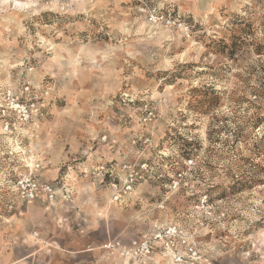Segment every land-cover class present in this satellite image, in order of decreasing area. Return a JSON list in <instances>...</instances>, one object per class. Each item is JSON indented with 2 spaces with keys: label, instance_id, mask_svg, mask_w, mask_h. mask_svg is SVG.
<instances>
[{
  "label": "rangeland",
  "instance_id": "1",
  "mask_svg": "<svg viewBox=\"0 0 264 264\" xmlns=\"http://www.w3.org/2000/svg\"><path fill=\"white\" fill-rule=\"evenodd\" d=\"M148 1L190 32L138 0H0V264H122L99 246L171 225L197 249L179 264H263L264 53L222 44L236 20L264 42V0Z\"/></svg>",
  "mask_w": 264,
  "mask_h": 264
},
{
  "label": "built area",
  "instance_id": "2",
  "mask_svg": "<svg viewBox=\"0 0 264 264\" xmlns=\"http://www.w3.org/2000/svg\"><path fill=\"white\" fill-rule=\"evenodd\" d=\"M138 1L136 6L137 12L147 23L161 26L169 30L180 31L183 34H188L190 32V26L181 20L178 15L172 14V5L165 2L153 4L152 1L149 2L148 0ZM182 174V172H177L175 179H180ZM136 181V173L128 170L125 174L123 184L120 186V190H122L123 193L131 192ZM16 187L17 191L20 192L27 201L35 200L41 196L53 200L57 196V189L53 184L32 176L25 175L18 178ZM113 187L117 190V184H113ZM119 196L120 194H117L115 199H118ZM99 248L111 254L120 252L122 256L130 258L133 264H143L146 259L152 257L154 254H160L163 257L169 258L173 263L179 264L186 260L194 259L197 254L195 243L191 242L190 239L174 225L158 228L151 234L132 241L128 247L121 248L119 242L107 241L102 243ZM86 264H95V262L90 261Z\"/></svg>",
  "mask_w": 264,
  "mask_h": 264
},
{
  "label": "trees",
  "instance_id": "3",
  "mask_svg": "<svg viewBox=\"0 0 264 264\" xmlns=\"http://www.w3.org/2000/svg\"><path fill=\"white\" fill-rule=\"evenodd\" d=\"M172 14L178 15L179 17H181V20H183L184 22H187L186 19L181 16L179 11L173 10ZM232 25H233V33L231 35L229 42L222 44L223 49L228 48L230 54H232L233 51H235V49H239L242 46V44H244V45H252L253 51L256 54L264 53V42H255V41H252L250 39L248 40L247 39L248 36L245 37L242 35L244 27L247 24H244L243 21L236 20ZM214 96H216V97H214V100H210L207 107L213 106L217 102V95H214ZM206 109H208V108H206ZM262 222L264 223V220Z\"/></svg>",
  "mask_w": 264,
  "mask_h": 264
},
{
  "label": "crops",
  "instance_id": "4",
  "mask_svg": "<svg viewBox=\"0 0 264 264\" xmlns=\"http://www.w3.org/2000/svg\"><path fill=\"white\" fill-rule=\"evenodd\" d=\"M120 246H121V248L122 247H128L129 244H126V245L120 244ZM260 247L262 248L263 246H260ZM156 255H158V256H156ZM114 256L116 258L120 259L122 261V264H133L132 260L130 258L122 256L120 254V252H115ZM156 257H159L160 261H156V259H155ZM164 262H166V263L171 262L172 264H176V263H173L171 260H169V258L163 257L160 254H154L152 257L146 259L143 264H161V263L163 264ZM260 263H261V260L258 261V264H260ZM95 264H102V263L95 261ZM221 264H241V263H239L235 258L229 257L227 259L222 260ZM263 264H264V260H263Z\"/></svg>",
  "mask_w": 264,
  "mask_h": 264
}]
</instances>
